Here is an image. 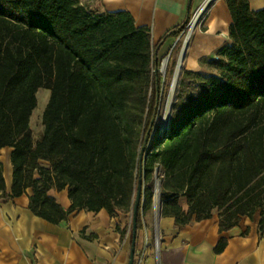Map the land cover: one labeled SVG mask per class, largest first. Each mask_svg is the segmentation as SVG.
Masks as SVG:
<instances>
[{
    "label": "trees",
    "instance_id": "1",
    "mask_svg": "<svg viewBox=\"0 0 264 264\" xmlns=\"http://www.w3.org/2000/svg\"><path fill=\"white\" fill-rule=\"evenodd\" d=\"M225 2L232 43L202 60L215 74L184 71L160 135L166 86L158 46L178 38L191 16L154 46L150 29L137 28L128 12H101L80 0H0V149H14L12 193H5L0 164V198L31 188L32 213L58 225L76 211L133 213L141 184L138 232L160 167L161 215L178 229L217 213L220 233L227 232L260 211L261 230L264 9ZM39 89L50 98L35 140L30 119ZM52 189L68 190V211L48 195ZM226 246L222 238L215 253Z\"/></svg>",
    "mask_w": 264,
    "mask_h": 264
},
{
    "label": "crops",
    "instance_id": "2",
    "mask_svg": "<svg viewBox=\"0 0 264 264\" xmlns=\"http://www.w3.org/2000/svg\"><path fill=\"white\" fill-rule=\"evenodd\" d=\"M206 1L100 0L95 9L130 13L137 28L150 29L152 43L157 46L169 30L185 22ZM249 6L252 11L262 10L264 0H249ZM232 22L225 0H214L204 30L195 32L189 42L182 69L208 72L202 60L215 59L221 49L232 43L229 35ZM177 39L170 38L158 46L159 61L168 56ZM39 90L37 107L30 119L35 140L44 131L46 108L40 111L42 129L36 134L33 119L39 108ZM13 150L11 147L0 149L6 195L12 193ZM32 195V189L28 188L19 197L0 198V264H129L133 229L126 214L111 217L106 210L98 213L76 211L66 221L55 225L32 213L29 208ZM48 195L65 211L71 207L67 189L61 192L52 189ZM180 206L184 211L188 210L185 198L180 199ZM261 220L258 211L253 219L243 217L238 226L220 233L217 213L211 219L193 222L183 229L175 226L173 217L161 215L162 238L158 252L152 248L150 230L144 220L143 229L137 232L135 254H141V264H264V227L259 230ZM222 238L227 240V246L221 254H216L214 249Z\"/></svg>",
    "mask_w": 264,
    "mask_h": 264
},
{
    "label": "rangeland",
    "instance_id": "3",
    "mask_svg": "<svg viewBox=\"0 0 264 264\" xmlns=\"http://www.w3.org/2000/svg\"><path fill=\"white\" fill-rule=\"evenodd\" d=\"M98 1L100 0H92V2L87 1L85 3H88L92 8H95L99 4ZM182 49H183V42L181 41L177 44H174V46L172 47L169 53L170 55L168 54V56L160 60L159 72L162 74V76H164L163 82H165V86H166L164 89V101L161 107V115H160L158 126H157V128H159L160 130V135L167 129V123L165 121L168 122V118L171 115L170 112L172 109V105L175 102L176 96L178 94L180 78H181V75H183L184 73V70L182 69L183 61L179 59ZM174 51H175V55L173 56V59H171V54ZM205 73L208 75H212V74H215V71L208 70V72H205ZM39 91H40L39 108H38V112L35 115V118L33 119V126H34L33 128L36 134L41 133V129H42L41 128V112L46 107V104L50 97L49 90L40 89ZM46 96H47V99H46ZM149 145H150V142L148 146L144 149V152L142 155V158H144V161L146 158H148ZM163 174H164V171L160 167H157L154 173V180H156V184H157L156 185L157 186V191H156L157 197H159L161 179L163 178ZM158 201L157 202L154 201L153 207L150 210L146 211L144 215V220L146 222L147 227L150 230L149 234L151 235L152 248L154 249L155 252H158L159 242L161 241V238H162V232L160 230L161 202L160 201L158 202ZM156 205L158 206L157 211H156ZM158 211H159V216H157ZM157 235L158 237H156Z\"/></svg>",
    "mask_w": 264,
    "mask_h": 264
},
{
    "label": "built area",
    "instance_id": "4",
    "mask_svg": "<svg viewBox=\"0 0 264 264\" xmlns=\"http://www.w3.org/2000/svg\"><path fill=\"white\" fill-rule=\"evenodd\" d=\"M88 0H80L81 4L87 2ZM214 0H208L206 1L201 7H199L191 16L190 18V21L188 22V24L186 25L185 29L183 30V32L180 34V36L178 37V40L175 44L179 43V42H183V49H182V52L180 54V57L179 59L181 61H183L184 59V56H185V53H186V50H187V47L189 45V42L193 36V34L197 31H202L204 30V27H205V22H206V19L208 17V11H209V8L212 4ZM157 191V189H156ZM155 191V196H154V201H160V198L157 197V193ZM158 201V202H159ZM158 206L156 205V211L158 210L157 209ZM128 218H129V223L130 225L132 224V217H133V213L132 211L127 214ZM159 216V211H158V215ZM156 216V218H157ZM142 257H141V254L140 253H137L134 255V264H141L142 262Z\"/></svg>",
    "mask_w": 264,
    "mask_h": 264
},
{
    "label": "water",
    "instance_id": "5",
    "mask_svg": "<svg viewBox=\"0 0 264 264\" xmlns=\"http://www.w3.org/2000/svg\"><path fill=\"white\" fill-rule=\"evenodd\" d=\"M171 111H172V109H171ZM169 123H170V117L168 118L167 127H168ZM143 152H144V148L141 152V155H143ZM141 195H142V186H141V184H139L138 185L137 198H136L137 205L134 207V211H133V244H132V250H131V254H130L129 264H134L135 244H136V236H137L136 220H137V216H138V205L141 202Z\"/></svg>",
    "mask_w": 264,
    "mask_h": 264
},
{
    "label": "bare ground",
    "instance_id": "6",
    "mask_svg": "<svg viewBox=\"0 0 264 264\" xmlns=\"http://www.w3.org/2000/svg\"><path fill=\"white\" fill-rule=\"evenodd\" d=\"M165 122L168 123L167 121H165ZM166 123H165V124H166Z\"/></svg>",
    "mask_w": 264,
    "mask_h": 264
}]
</instances>
